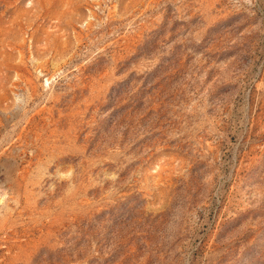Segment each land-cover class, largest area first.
I'll use <instances>...</instances> for the list:
<instances>
[{
    "label": "rangeland",
    "instance_id": "374dc122",
    "mask_svg": "<svg viewBox=\"0 0 264 264\" xmlns=\"http://www.w3.org/2000/svg\"><path fill=\"white\" fill-rule=\"evenodd\" d=\"M0 264H264V0H0Z\"/></svg>",
    "mask_w": 264,
    "mask_h": 264
}]
</instances>
